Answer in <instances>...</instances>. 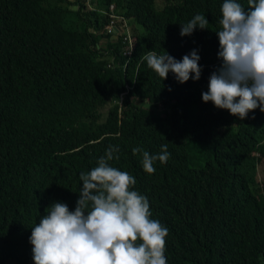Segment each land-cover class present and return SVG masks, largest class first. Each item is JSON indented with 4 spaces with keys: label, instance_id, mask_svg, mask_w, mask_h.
Instances as JSON below:
<instances>
[{
    "label": "trees",
    "instance_id": "trees-1",
    "mask_svg": "<svg viewBox=\"0 0 264 264\" xmlns=\"http://www.w3.org/2000/svg\"><path fill=\"white\" fill-rule=\"evenodd\" d=\"M63 2L0 0V264L33 247L31 228L53 202L75 210L80 173L110 147V166L135 177L168 229L167 264H264V193L248 170L264 156V112L241 120L202 100L222 64L207 65L220 50L224 0H67L79 26ZM109 3L130 24L129 54L119 32L103 31ZM197 14L207 29L181 36ZM193 50L201 77L183 84L142 59ZM163 145L169 159L146 173L133 148L157 155Z\"/></svg>",
    "mask_w": 264,
    "mask_h": 264
},
{
    "label": "clouds",
    "instance_id": "clouds-1",
    "mask_svg": "<svg viewBox=\"0 0 264 264\" xmlns=\"http://www.w3.org/2000/svg\"><path fill=\"white\" fill-rule=\"evenodd\" d=\"M221 12L216 34L222 64L210 75L202 100L243 120L257 108L264 112V0H248L247 9L237 0H224ZM208 23L197 14L180 25V35L207 29ZM142 59L162 80L169 72L181 84L201 77L196 50L179 61L167 52L151 51ZM117 150L110 147L96 167L80 173L74 211L66 203L53 202L31 228L34 264H167L168 229L151 218L147 197L134 190L135 177L110 166ZM132 151L142 153L148 174L156 171L157 160L166 163L170 155L167 145L157 155L140 148Z\"/></svg>",
    "mask_w": 264,
    "mask_h": 264
},
{
    "label": "rangeland",
    "instance_id": "rangeland-1",
    "mask_svg": "<svg viewBox=\"0 0 264 264\" xmlns=\"http://www.w3.org/2000/svg\"><path fill=\"white\" fill-rule=\"evenodd\" d=\"M67 6V10L65 12V19L69 23L76 24L77 26L82 24L81 18H76V12L75 7L76 4L67 3V0H64L63 2ZM123 29L130 30V24L127 23V21L124 22V25L122 26ZM107 104L102 108V112L104 113L106 110ZM158 113H162L161 108H157ZM198 160H193L192 163H197ZM264 167V156L260 158L258 162L254 161V163L248 165V170L250 171V174L253 177L254 183L260 186V191L264 192V188L262 186V183L264 182V172L261 171V168ZM259 189V188H258ZM32 248L30 246H25L23 248H19L16 253L15 260L13 262H16V264H34L33 260V252Z\"/></svg>",
    "mask_w": 264,
    "mask_h": 264
},
{
    "label": "built area",
    "instance_id": "built-area-1",
    "mask_svg": "<svg viewBox=\"0 0 264 264\" xmlns=\"http://www.w3.org/2000/svg\"><path fill=\"white\" fill-rule=\"evenodd\" d=\"M88 1V0H86ZM107 15V19L103 24V31L106 33H112L116 35L117 32L121 34V41L123 42V47L121 49L122 54H129L132 47L133 36L130 34L129 29H123L125 19L123 16L115 11L114 4L109 3L104 10ZM119 28V29H118ZM221 59L216 55L211 62L207 65L212 67L215 63L219 62ZM264 188V182L262 183ZM264 193V192H263Z\"/></svg>",
    "mask_w": 264,
    "mask_h": 264
},
{
    "label": "crops",
    "instance_id": "crops-1",
    "mask_svg": "<svg viewBox=\"0 0 264 264\" xmlns=\"http://www.w3.org/2000/svg\"><path fill=\"white\" fill-rule=\"evenodd\" d=\"M112 36H114V35H112Z\"/></svg>",
    "mask_w": 264,
    "mask_h": 264
},
{
    "label": "water",
    "instance_id": "water-1",
    "mask_svg": "<svg viewBox=\"0 0 264 264\" xmlns=\"http://www.w3.org/2000/svg\"><path fill=\"white\" fill-rule=\"evenodd\" d=\"M119 29V28H118Z\"/></svg>",
    "mask_w": 264,
    "mask_h": 264
}]
</instances>
